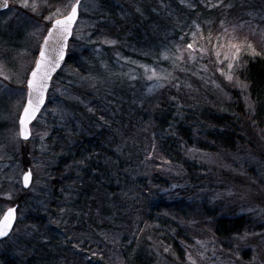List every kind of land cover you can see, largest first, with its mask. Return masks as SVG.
Listing matches in <instances>:
<instances>
[{
    "label": "rangeland",
    "instance_id": "rangeland-1",
    "mask_svg": "<svg viewBox=\"0 0 264 264\" xmlns=\"http://www.w3.org/2000/svg\"><path fill=\"white\" fill-rule=\"evenodd\" d=\"M8 1L0 13V217L17 206V222L0 242V264H121L122 244L137 240L148 215L118 216L112 195L100 190L104 170L119 187L125 213L139 178L152 188L151 221L138 243L154 264H264V127L253 121L245 84L247 61L264 57V0H81L70 62L54 76L28 141L20 138L19 117L30 74L54 20L62 18L57 10L66 15L76 0H27L28 7ZM110 19L121 36L109 33ZM232 44L240 46L236 59ZM161 91L192 114L198 99L221 114L233 113L240 98L243 142L200 148L184 143L174 127L168 132L180 145L179 158H163L150 112ZM137 147L147 161L137 154L116 178L118 162ZM28 170L32 184L25 189ZM153 172L158 186L148 179ZM127 180L132 184L123 188ZM84 216L94 220L87 229ZM222 218L245 224L221 234ZM75 248L85 251L82 263L67 257ZM57 250L63 254L55 258Z\"/></svg>",
    "mask_w": 264,
    "mask_h": 264
},
{
    "label": "trees",
    "instance_id": "trees-1",
    "mask_svg": "<svg viewBox=\"0 0 264 264\" xmlns=\"http://www.w3.org/2000/svg\"><path fill=\"white\" fill-rule=\"evenodd\" d=\"M107 29L112 36H121V31L119 29H116L114 23L112 22V19L108 21ZM134 36V39L136 40H143L141 39L143 38V33L137 28L135 30ZM147 38L149 44L154 43V37L151 32L148 33ZM67 61L70 62V58H68ZM245 84L247 86L248 97L253 103V106H255V117L253 118V121L258 127H264V57H255L247 61ZM160 94L163 96L162 99H159L158 102H156L153 110L150 112L152 117V128H154L152 135L154 134L157 149L161 153L162 157L165 156V158H167L169 161H174L179 158L180 145L178 141L170 137V135L172 134L171 131L168 132L170 128L174 127L178 135L181 134V139L185 141L184 143H188L189 145L197 144V146L200 148H215V146H217L216 148H218L219 146L231 147L238 142H243L242 134L243 130L245 129L243 119L246 117V109L244 108L243 102L240 100V98H236L233 101L236 109L233 113L232 110H227L221 114L216 113L209 105L203 103V100L198 99V102L195 103L196 112L192 114V112L190 111H184L182 106L179 107V102H176L179 100H176L174 96L170 95L169 98L168 93L164 91H161ZM172 99L176 101H173ZM180 103L185 105L184 101ZM197 108L199 109L197 110ZM103 134H105L106 136L105 130L103 131ZM195 136L198 138V140H196L197 142H195V139H193ZM96 143H99V141ZM86 146L82 148L85 152H87L88 150V146ZM92 148H96V144ZM139 149H144V147H137L135 151L130 152V157L126 154L123 155V158L117 164L116 178L122 172V168H124V166L132 163L133 161L135 162L134 158H137V154L140 155L142 161H147V155H145L144 152H141V150ZM96 151L97 149L94 150V152ZM162 157H159L160 160ZM154 170H156L155 167L153 171ZM102 174L103 176L101 177L102 181L100 182V190L108 195L107 198L112 195L110 198L116 206L114 209L115 211L117 210L118 216L120 215L123 218L128 219L130 214L137 210L142 214L148 215L146 219L141 218L140 225L138 226L139 230L136 229L138 234V236L136 237L137 240L132 239L131 244H122V248H120V255L122 257L121 264H154L152 258L145 254L142 247L138 243L139 236L141 235V237L143 238L142 232L143 230H146L148 228L150 224V222L148 221H151V219L149 220V216L152 214L149 212L151 210L150 199L152 195V188L148 187L145 182H143L142 179L139 178L138 182L136 181L134 184H136L135 186H138L140 191L138 195L135 194L131 197L130 202H132L133 208L130 209L128 213H125L127 211V208L125 204L122 206L123 209L120 208L121 202L118 198L119 187L117 185L115 187V180H113L114 178L112 179L106 177V170H104ZM151 178L153 182L156 183L155 185L158 186L160 184V176L157 172H153L152 176H148V179ZM92 179L93 181L98 182V179ZM105 180L109 181L110 184L108 185ZM129 184H132V181L127 180V184H124L123 188H129ZM93 192L95 196L97 194L96 190L94 189ZM107 213H110L111 215L112 211L110 208H106L104 210V214L106 215ZM84 218L86 222H84L85 220L82 221V227L84 229H87V225H90V223L92 224L94 220L92 216H84ZM244 224V218H237L233 220L222 218L217 222V231L221 234L231 233V235H234L235 233H237L234 232V230L236 231L242 228ZM99 227L105 228L107 227V225L102 223ZM126 240L127 239H123L122 242H126ZM58 250L57 253L59 255L55 256V258H58L63 254V251ZM67 252H69V256L67 255V257H73L77 261L82 263L80 255H82L85 251H83L82 253L79 248H75L74 251L70 249ZM85 263L90 264V262L88 261H85Z\"/></svg>",
    "mask_w": 264,
    "mask_h": 264
},
{
    "label": "snow or ice",
    "instance_id": "snow-or-ice-1",
    "mask_svg": "<svg viewBox=\"0 0 264 264\" xmlns=\"http://www.w3.org/2000/svg\"><path fill=\"white\" fill-rule=\"evenodd\" d=\"M4 6L6 7L7 5L5 4ZM22 6H29L27 0H24ZM78 6L79 0H76L75 4L70 5V11L66 15L57 10V13L62 18L54 20L53 26L49 30L48 37L44 41V47L40 51V57L36 63V68L32 72V78L28 81V101L23 109V116L20 119L21 127L19 130V135L25 140H27L30 135V130L28 128L29 123L35 119L36 113L44 103V95L48 88V81L51 79V73L55 71L60 62L64 60L67 38L72 34L73 25L76 23ZM231 47L235 49V54L232 56V59H236L240 52V46L232 44ZM188 48L191 49L192 45L189 44ZM50 53H55V55H51ZM229 67H231V64ZM145 71H147V69H145ZM153 76H155L154 71ZM153 76H149L148 79H152ZM228 79H231V76H229ZM30 177V172L24 176L26 187L30 182ZM14 212L15 210L10 208L0 217V237L6 236L11 230L15 220Z\"/></svg>",
    "mask_w": 264,
    "mask_h": 264
},
{
    "label": "water",
    "instance_id": "water-1",
    "mask_svg": "<svg viewBox=\"0 0 264 264\" xmlns=\"http://www.w3.org/2000/svg\"><path fill=\"white\" fill-rule=\"evenodd\" d=\"M5 4L7 5L6 7L4 6ZM80 5H81V0H79V6H78V8H77V20H76V23L73 25V28H72V34H73V30H74V28H75V26H76V24H77V22H78V20H79V17H80ZM9 6H10V2H9L8 0H0V13L6 11V10L9 8ZM53 23H54V22H53ZM52 26H53V24H52ZM51 28H52V27H51ZM51 28H50V29H51ZM48 33H49V32H48ZM72 34L67 38V47H66V49H65L64 60L61 61L60 64H59V66L55 69V71H53V72L51 73V79L48 81V88H47V91H46V93H45V95H44V103L41 105L40 110L36 113L35 119H33V120L29 123V125H28V128H29V130H30L29 138H28L27 140H25L23 137L20 136L21 140H23V141H28V140L31 138V125L34 123V121L37 119V117L39 116V114L41 113V111L43 110V108H44L45 105H46L48 92H49V90H50L51 83H52V80H53L54 76H55V75L61 70V68L64 66V64H65V62H66V58H67V50H68V43H69V41H70L71 38H72ZM47 37H48V34H47L46 38H47ZM46 38H45V39H46ZM45 39H44V41H45ZM43 47H44V42H43V45H42V47H41V50L43 49ZM41 50H40V51H41ZM50 54H51V55H55V53H50ZM39 57H40V54H39ZM39 57H38V60H39ZM38 60H37V61H38ZM37 61H36V63H37ZM35 68H36V64H35V67H34L33 71L35 70ZM33 71H32V72H33ZM32 72H31V74H30L29 80L32 78ZM27 86H28V84H27ZM28 91H29V89H28ZM27 101H28V94H27V99H26L25 106L27 105ZM25 106H24V107H25ZM22 116H23V110H22V112H21V114H20V117H19V130H20V127H21V125H20V119H21ZM29 172L31 173V171L28 170L25 174H27V173H29ZM25 174H24V176H25ZM24 176H23V178H22V184H23V187H24L25 189H28V188L31 186V184H32V173H31V177H30V182H29V184H28L27 187L25 186V183H24ZM9 209H10V208H9ZM11 209H14V210H15V212H14L15 220H14V222H13V224H12V227H11V230L9 231V233H8L6 236L0 237V242L3 241V240H5V239H7V238L11 235V233L13 232V229H14V227H15V225H16V222H17V206H15V207H11ZM7 211H8V209L6 210V212H7ZM6 212H5V213H6ZM5 213H4V214H5Z\"/></svg>",
    "mask_w": 264,
    "mask_h": 264
}]
</instances>
